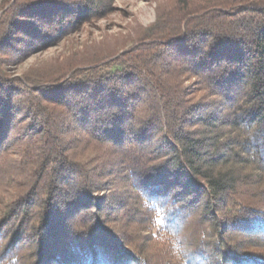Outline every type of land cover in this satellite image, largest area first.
Here are the masks:
<instances>
[{
  "label": "trees",
  "instance_id": "trees-1",
  "mask_svg": "<svg viewBox=\"0 0 264 264\" xmlns=\"http://www.w3.org/2000/svg\"><path fill=\"white\" fill-rule=\"evenodd\" d=\"M111 1L10 3L0 56ZM131 39L22 78L0 61V264H264V0H159Z\"/></svg>",
  "mask_w": 264,
  "mask_h": 264
},
{
  "label": "rangeland",
  "instance_id": "rangeland-1",
  "mask_svg": "<svg viewBox=\"0 0 264 264\" xmlns=\"http://www.w3.org/2000/svg\"><path fill=\"white\" fill-rule=\"evenodd\" d=\"M17 1L26 0H0V22L10 3L13 5ZM158 1L112 0L107 13L75 24L66 37L53 43L38 46V41L29 39L27 34L25 37L19 34L0 56V61L10 77L22 78L33 70L63 69L78 58L86 59L99 50L103 54L121 52L132 45V35L138 28H147L155 22ZM200 97L201 93L196 91V98ZM111 180L115 184L113 193L127 190L118 176Z\"/></svg>",
  "mask_w": 264,
  "mask_h": 264
}]
</instances>
